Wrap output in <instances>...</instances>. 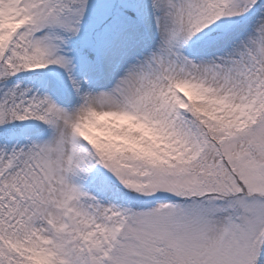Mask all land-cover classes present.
Masks as SVG:
<instances>
[{
    "label": "snow or ice",
    "instance_id": "1",
    "mask_svg": "<svg viewBox=\"0 0 264 264\" xmlns=\"http://www.w3.org/2000/svg\"><path fill=\"white\" fill-rule=\"evenodd\" d=\"M0 264H264V0H0Z\"/></svg>",
    "mask_w": 264,
    "mask_h": 264
}]
</instances>
